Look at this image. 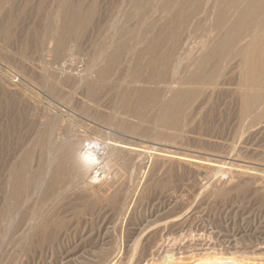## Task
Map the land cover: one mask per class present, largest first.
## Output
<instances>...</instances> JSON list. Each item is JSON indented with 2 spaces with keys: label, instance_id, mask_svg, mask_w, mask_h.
<instances>
[{
  "label": "rangeland",
  "instance_id": "rangeland-1",
  "mask_svg": "<svg viewBox=\"0 0 264 264\" xmlns=\"http://www.w3.org/2000/svg\"><path fill=\"white\" fill-rule=\"evenodd\" d=\"M68 1L70 2V4H72V6H73L72 9H76L77 12L80 13V14L81 13L83 14L85 11H88L90 9L91 10L90 17H89V20L86 23V25L83 27L84 29L82 28V30L79 31L78 37L74 41H72L71 43H70V41L67 42V44H68V45H66L67 47H69V44L70 45L72 44L73 46H75V47H73L71 45L73 47V49L72 48H68L67 49L70 55L66 53V54H61L60 56L59 55L58 56H54L55 52H52V51H50L48 49L50 45L52 46V42L50 44V41L48 40V35L46 34V27H47L48 24H50V25L55 27L56 25H58L60 22L63 21V17L62 18H56L53 15V13L55 12L56 0H0V73H1L0 75L2 76V77L0 76V119H1L0 120V139L3 138L2 140H0V144H1L0 148L3 150V148H4L3 146H5V149L2 152L0 150V161H2V162H0V164H1L0 165L1 166L0 170L1 169L3 170L2 166H4V168L7 169L8 164H10V162H12L16 156H19V157H17V161H19L21 159V156L24 154L23 152L26 149L29 150V148H30V156L38 151L36 154L32 155L33 159L37 158V156H38L37 154H39L38 157L41 156L43 158V155H41L44 152L43 148L41 150L37 146H36L37 147L36 148L34 146V141L38 137L39 133H41V131H42V127L39 126L40 122H38V121H40L41 119L44 120V117H45L44 113H46L45 112L46 111V107H48V106H50L52 111L55 110L59 114H62V115L64 114L65 115L64 117L67 118V119H70V118L73 117L70 120L72 122L74 121L73 123H75V124L78 123L77 126H78L80 132L85 135V137L97 138L99 136L100 139L103 138V140H105L107 142H110V141H125V142L134 143V144H137V145H140V146H144V147L150 146L147 149V151H150V152H154L153 148H156V149H162L163 148L164 149V147H165V149L168 148V150L172 149V151H177V152H181V153H188V154H193L194 153L195 155L201 156V157H209L210 156L209 158H211V159L213 158L215 160L219 159V161H220V158H221L222 162H227L229 160L232 163L233 162L234 163L235 162H237V163L240 162L241 164L244 163L245 165H247V163H248L247 166H251L252 165L251 167H254V168L259 169V170H264V128H263L264 127L263 126L264 125V117L261 119V123L255 125L252 129H250V131H245L240 136L239 135H237V136L235 135L237 128L240 127L241 125L245 126L248 123V121L250 120V116H248V117L241 116L240 113H239V110H238L239 109V98L237 97L238 93H236L237 92V84H238L237 83L238 82V79H237L238 78L237 77V73L238 72L236 71L237 67H235L236 64H237V61H235L236 59H234V60L233 59H229V60L225 59L222 62H218L216 60V58H215V53H212V52L209 51L207 40L211 41V39H213L214 38L213 36L215 35L214 32L211 33V35L208 32L209 29H210V25L212 23V20L208 19L209 14L214 12L215 9H216V8H214L212 6L213 5L212 2L214 0H209V1L203 0V1H201V3L199 4L198 8L195 10V11L198 10L199 14L197 12L196 13L194 12L190 16L188 22L184 26H182V28L180 30V36L178 38L177 45H176L175 49L172 52V55H173V56H171L172 59L170 58L171 62L169 60L168 65H167L168 69H166V68L164 69L165 73H164V77L162 78V81L164 83L165 82H170V81H172V79L175 80L178 77H184L187 74V72H188L189 64L192 61H194L195 59L199 58L204 52L206 53V52L209 51V55H210L211 58L208 60L206 68L210 69L216 63H220V66H221L220 70H221V73H222V74L220 73L219 76L217 77V85L216 86L211 87L209 89L208 88L200 89V91H199L200 93L198 92V95H196L197 97H194V99L191 100L190 108H189V110L187 112L188 114H186V115H188V117L185 116L186 117L185 119L188 120V121L185 120L186 121L185 122V127L187 129L186 132H188V133H186V132L183 133V135L179 137L180 139L176 138L173 141H169V140L162 139V138L161 139L160 138L157 139L153 135V132L155 131L153 115H154V113L157 110V105L160 103V101H162L168 95V92L163 87L164 86L163 82H159V81H157L156 79L153 78V75L158 70V68L156 67L157 68L156 69L155 65H154V62L152 63V61L150 60L152 56L160 54L161 52H164L166 50H170L172 48V42L170 40H168L167 38H164L157 46H154L150 42V38L153 35H155V33L160 28H162V26H164L165 23H167V24L169 23L168 22L169 18L174 21V13H176L174 11H177L180 8V5L173 3V4H169L168 6H166L165 5V1L166 0H147V2L144 3V8H143V12L144 13H143V16H142V20L140 22L139 18L136 15V10L130 4L131 0H68ZM203 4H205V5L203 6ZM207 5H210L209 7H211L212 10H211V8L209 9ZM201 6H203V7H201ZM201 8H202V10H201ZM206 10H207L208 13L204 12ZM64 13H66V11ZM194 14H197V15H195L196 18L194 17ZM192 18H194V19H192ZM165 20H167V21H165ZM186 30H187V32H186ZM141 33L144 34V37H145L146 41L143 40L142 43H137L136 44L135 39ZM208 35H210V36L208 37ZM205 40H206V45L204 47H201V42L205 41ZM147 42L150 45H148ZM134 45H136V47ZM197 45H199V46H197ZM116 48H118L117 52L119 51L118 52L119 53L118 54L119 57H118L117 64H115L114 66L109 68L108 75H107V72L103 73V70H102V73H101V71L97 72V70H98V68L100 66H98V67L96 66L95 67L96 61H97L98 65H103L104 64V61H98L99 60L98 59L99 53L101 51H104L106 53L105 56H110V54ZM165 48H166V50H165ZM71 49L73 50V52H72ZM140 52H141V54H140ZM88 53H89V55H88ZM120 59H122V60H120ZM121 61H122V63H121ZM176 62L179 63V66L177 67L176 72L173 73V67L172 66ZM170 65H171V67H170ZM191 67H189V68H191ZM51 69H52V71H51ZM140 69H141V71H140ZM223 69H224V71H223ZM1 70H2V72H1ZM70 71L71 72L74 71V73H73L74 75ZM140 72H141V75H140ZM132 73H135L137 76H139L140 79L147 80V81L151 80L150 82H148V83H146L144 85H146L147 88L146 87L145 88H146V90L148 91L149 94H155V101H157V102H155V101H151V100H147L146 99L145 105L147 104V106H146L145 111H144V114H145L144 116L145 117L143 116L144 119L142 120V122H139L136 118L134 119V117L130 116L131 113H130V111H128L129 108L133 107V104L136 102V99L138 98L137 93L134 92L135 86L132 85L133 83L131 82L132 79L134 78V77H132ZM228 73H230V74H228ZM119 75H121V76H119ZM151 75H152V77H151ZM3 76L6 77V79ZM149 77H150V79H149ZM117 78L119 80H117ZM93 82H94V84H93ZM88 84L89 85L91 84V85L89 86ZM20 85H22V86H20ZM125 85H126V87H125ZM173 85H175V84L173 83ZM85 86H88V87L86 88ZM24 87H25V89H24ZM91 87H92L93 90L91 89ZM131 88H132V90L133 89L134 90L132 91ZM89 89H91V90H89ZM122 89H124V90H122ZM26 90L29 91V92H27ZM235 90H236V92H235ZM120 91H121L122 94L120 93ZM131 91L133 92L134 96H132L133 94H132ZM155 91L157 92V94H156ZM31 92H33V93L32 94H26V93H31ZM34 93L35 94L37 93L36 94L37 96H35ZM39 93H40V95H39ZM92 93L94 95H92ZM13 94H14V96H13ZM129 94L130 95L132 94V95L129 96ZM206 94H207V96H206ZM121 95L123 97L125 95L124 98L127 97L128 100H127V98H126V100H124V98ZM90 96L91 97L95 96L96 99L95 98H90ZM158 96H160V99H159ZM204 97H205L206 100L204 99ZM38 98H39V100H38ZM195 98H197V99H195ZM24 99H26V100H24ZM40 99H42V101ZM90 99H92V100L90 101ZM129 99H130V101H129ZM46 101H47V104H46ZM122 101H124V102H122ZM192 101H194V102H192ZM29 102H31V103H29ZM42 102H44V103H42ZM74 102H75V104H73ZM154 102L156 103V105H155ZM76 103H78V105ZM41 104H42V106H41ZM54 104H55V106H54ZM43 105H44V107H43ZM124 105H126V106L124 107ZM263 105L264 104H261L260 107H262ZM198 106H200V107H198ZM35 107H37L36 110H35ZM120 107H121V110L124 107L123 108L124 112L122 111L123 114H124L123 117H122L123 114L121 112L120 113L118 111H117L118 113L116 112V110L120 111ZM152 107H153V109H152ZM194 108H195V110H194ZM96 110H98V111H96ZM34 111L35 112H37V111L39 112L37 114L35 113L36 116L38 117V120H37L36 117H34L35 116L34 115ZM41 111H44V112L42 113ZM193 111H194V113H193ZM38 114H40V115H38ZM41 115H43V116H41ZM39 116H41V117L39 118ZM32 117L34 119H32ZM53 117H54L53 115H50V116H47V119L50 120V121L55 120ZM98 117H100V118L98 119ZM6 119H8V120H6ZM130 119H131V121H128ZM189 120H191V121H189ZM108 121H110V122L107 123ZM133 122H134V124H133ZM15 123H17V124H15ZM142 124H144L145 126H143ZM35 125H37V126H35ZM233 125H235V126H233ZM33 126L37 127L38 129L33 127ZM81 127L83 128V130L86 127L85 130L88 131V132H86L85 130L82 131ZM133 127L135 128V130H134ZM145 127H146V129H145ZM6 128H8V129H6ZM257 128H258V130H257ZM124 129H126L127 131L126 130L124 131ZM140 129L142 131H140ZM2 130L3 131L5 130V131L3 132ZM225 130H226V132H225ZM149 131L151 133H149ZM96 132L99 133V134H97ZM34 133H36V134L34 135ZM86 133H87L88 136L86 135ZM133 133H135L136 135L133 134ZM205 133H206V135H205ZM91 134H93L92 135L93 137L91 136ZM102 135H105V136H102ZM6 136H8V138ZM13 137H15L16 139L13 138ZM4 138H6L9 141L6 142L5 141L6 139L4 140ZM31 138H33L32 141H31ZM192 138H194V139H192ZM156 140H158V141H156ZM252 140L254 142H252ZM1 141H2V143H1ZM15 141L17 143H18V141H20V146L17 145V143ZM27 141L28 142L30 141L31 143L30 142L28 143ZM5 142L7 144L9 143L8 144L9 145V149L8 150H7L8 145ZM11 142H13V144ZM25 142L28 143L30 147H28V144H25ZM85 142L83 141V143H85ZM157 142H158V144H157ZM23 143H24L23 147L26 146L25 149L22 147ZM209 143H210V145H209ZM249 143H251V144H249ZM193 144H195V145H193ZM255 144H257V145H255ZM12 145H16V146L13 147ZM17 146L20 147V151H17V149H18ZM242 146H243V148H242ZM15 147H16V150L14 149ZM224 147H225V149H224ZM236 147H237V149H236ZM239 149H242V150H246L247 149V151H246V153H245V151L238 152ZM34 150H36V151L34 152ZM198 150H199L200 153L198 152ZM12 151H14L15 154L12 153ZM41 151H42V153H41ZM260 151H261V153H260ZM10 152H11V154H10ZM207 152H209V153L211 152V153L209 154ZM9 154H10V156H9ZM221 154H223V155H221ZM1 155H3V158L5 157L4 160L1 157ZM216 155H217V157H216ZM219 155H220V157H219ZM5 159L7 161H5ZM139 161L142 164L139 162L140 163L139 165H135L133 167L132 165H130L128 160H126V163L124 164L125 166H123V169H122V173L116 176L117 180L115 179V177L112 176L113 170L110 169V167L112 165L108 166L107 169L109 168L108 169V175L109 176H107V177H108V179L110 177L111 183H109V185H107V186H101L100 187V185H99L100 181L99 180L98 181L97 180L96 181L90 180L91 182L92 181L96 182V183H94L95 186L93 188L94 189L93 191H97V193H99L101 195H104V196H105L104 193H106L107 191H108L106 193L107 195L109 193L110 194L112 193L111 195L110 194L108 195L109 197L106 196V198H110L109 199L110 201H111V197L113 198L112 201L113 200L116 201L117 200L116 199L117 196L118 195H120V196L122 195V198L120 196H118L119 202L116 201L118 203L111 201L112 204L111 203L110 204L109 203L106 204L108 202V200L106 202L104 196H102L101 197L102 203H101V201H99L98 203L95 204L97 207H95V205H93L90 208V206H89L90 203H88V202H89L91 197H90V195H88L89 194L88 191L87 192H85V191L83 192V190L77 191L76 194L75 193L74 194L73 193H69L68 195L65 196V198L62 197V199H60L58 201L57 207L55 209L56 214L59 216L60 213L62 214L63 210H64V216L62 214L59 217L63 216L62 217L63 219L68 217V218L64 219V221L66 220L67 223H73L72 225H74V226L71 225L70 230H69L71 232L70 233L71 235L69 236L68 239H69V243H72L71 246H69V247L68 246L65 247V245H64L65 241L64 240H65L66 237H64L63 238L64 240L60 239L59 242H57L56 244L54 243L52 245H44V249L43 250H45V251H44V253L42 251L43 255L41 253L40 256H39V253L37 251L31 253L30 249H27V246H31L30 240L28 241L29 243L25 242L24 244L23 243L22 244H18L16 242L17 238H18V235L15 234L17 232H15L12 229H10L9 230V232L11 233L10 234L9 232H7L5 229L1 228V226H0V231L2 230V232H0V236L3 237V236H5L4 234L9 235V236L6 237V239H5L6 241L3 240L2 237H0V238H2V239H0V244L3 245V246L0 245L2 247V250H3V247L5 246L4 247L5 254H4L3 251H1L2 254H4L3 255L4 257H2V255H1L3 261L5 260V262H6L7 259H11V260H8L7 263L4 262V264H9L11 261L12 262L10 264H14L15 261H17L16 264H24V262H25V264H27V262L29 264L31 259L32 260L35 259L38 262L39 258L41 260H39L38 263L35 262V260H33L34 264H42V262H44V264H45V262L49 260L48 257L49 258L51 257L52 261H51V258H50L49 263L46 262V264H51V263L53 264V262H56L57 264H62L63 260L62 259L60 260V258H62L60 255L63 256L65 250H67L68 248L73 249L72 248V247H74L73 244H75V246H77V243L80 242L78 244L79 246H82L83 244H85L84 246H91L93 243H95L96 246H101L100 243L108 240L109 237H110L109 240H112V241L114 240L113 241L114 243L113 242L112 243L116 246V249H115V246L112 243H110V246H112V248L115 249V250H117V248L119 247L118 250L121 249V257H122L121 259L124 260L126 258V261L124 260L125 262L121 260V262L117 263V264H123V263H125V264H128V263L137 264L138 259H140V258L143 259L144 255H145V257H147L146 255L149 253L151 247L148 248L149 250L146 249L144 251H141V250L138 249L137 250V254H135V256L133 257L134 260L132 259L131 261H128L130 259V254H128V253L125 254L126 250H127L125 248H127L128 246H133V243L136 240H140L141 243L144 242L142 239L147 236V233L151 229H153V227H155V228L158 227L160 225L159 223H161L163 221V218H164V220L168 219V217L170 218V217H172L171 215H174L175 213H177L175 211V210H177V206H179L178 210H181V209H179L180 206H181V208H183L184 212H187L190 209L188 211V213L190 214L191 222L193 223V224L191 223L193 225V226L191 225V229H194L195 232H197L196 230H198V232L200 231L199 233H202V232L203 233H207L208 232L207 235L209 233H213L214 236L212 237V239L213 238H217V239L219 238L222 241H224V244L226 243L225 245H228L229 243L233 244L234 240H237L234 243H236V245H238V246H231V248H230V246H225V247L224 246H220L219 247V246L216 245L217 247L216 246H212V248L206 249V250H200V249L195 250L194 251L195 252V256H194V258H191V259H196V257L198 258L199 254H200L199 257H201L202 255H205L206 253H209V251H210L211 255H221V254H225L226 255L227 254L228 256H232L233 253H234L233 256L235 258H237V259H239L241 261L243 260V262L246 261L247 263L249 261L251 264H253V263L254 264L255 263L256 264L257 263L258 264L259 263L263 264L264 263V252H263L264 251V247H263L264 246V241H263L264 240V217H261V216H263L262 214H264V212H263V210H264L263 209V207H264V186L262 187L260 184H253L251 182H249V184L250 183L251 184L248 186V184L245 183V191H243L241 193L238 189H235L236 187L235 188L234 187L233 188L232 187L228 188V186L226 187V185H225V187H222L221 184H222L223 179L225 181V179L228 178V176L224 173L225 171H220L221 172L220 173L219 171H215V170L202 169L197 174V172L194 169H192V168L189 169V168L184 167L182 165H176V167H175L174 166L175 164L172 165V167L174 166L175 169L172 168L171 166L170 167L166 166V167H161V169H162L161 170L160 167H155V165L154 166L152 165L153 162L151 161V157H149V156H146V157L142 158L141 160L139 159ZM222 162H220L218 164L219 167L220 166H224V164ZM145 164H147V165H145ZM152 166L155 167V168H152ZM127 167H129V168H127ZM168 167L172 168L174 171L172 170L170 172L169 170H171V169H169ZM163 168L164 169L166 168V169H169V170L165 169L166 170L165 171ZM183 168L186 169V171ZM5 169H4V171H0L1 172L0 173V196H2V194H1L2 192L1 191H3L1 189H2V187H4L3 181H5V174H3V173L6 171ZM150 170H152L153 172L155 171V172L153 173ZM134 171L136 172L135 174H134ZM167 171H168L169 174L167 173ZM149 173H150V175L154 174L155 177L154 176H152V177L149 176L150 177L149 178L148 177ZM162 173H164V174L166 173V175H164ZM171 173H173V174H171ZM203 173H204V175H203ZM1 174H3V175H1ZM175 174L177 176H179V178ZM219 174L220 175L222 174V176H219V177L216 176V175H219ZM134 175L136 177L137 176H139V177L136 178ZM207 175H209L210 177H207ZM214 175L216 176V178H214L215 177ZM169 176H171V177H169ZM118 177L119 178L121 177V178L119 179ZM161 177H162V179H161ZM219 178H221L222 181H221V179L219 180ZM138 179H140V181ZM163 179H164V181L165 180H169L171 184L169 183L167 186L161 187L160 184L163 183ZM175 179L177 181H175ZM159 180L160 181L162 180V181L160 182ZM1 181H2V183H1ZM202 181H204V182H202ZM211 181H212V185H211ZM217 181H218V183H216ZM129 182H131V183H129ZM143 184H144V187H142ZM157 184H159V185H157ZM200 184H201V187H200ZM215 184H217V185H215ZM119 185L120 186L122 185V187H120ZM203 185H206V186L204 187ZM109 186L110 187L113 186L112 187L113 189L109 188ZM156 186H157V188H159L161 193H160V191H158V189H155ZM171 186H172V188H171ZM177 186L178 187L180 186V187L178 188ZM220 186H221V189H220ZM97 187H99V188H97ZM104 187H105V189H104ZM123 187L125 188L124 189L125 191L122 189ZM173 187H174V189H173ZM206 187H208V188H206ZM259 187L262 188V189H257ZM114 188H115V190H114ZM168 188L170 190L173 189V191H170V190L168 191L167 190ZM216 188H217V190H216ZM95 189H97V190H95ZM106 189H107V191H106ZM109 189L113 190V191H110ZM121 189H122L124 195L121 194L122 192H119V191H121ZM126 189H127V192H126ZM142 189H143V191H142ZM153 189H155V190H153ZM201 189H202V191H201ZM208 189H210V190H208ZM229 189H231V190L229 191ZM251 189H252L253 192L251 191ZM254 189H255L256 193H254ZM102 190H103V192H102ZM162 190L163 191L166 190L167 193H164ZM174 190H176L175 191V196L173 195L174 193L171 194L172 192H174ZM235 190H237V191L235 192ZM227 191L231 192V194L228 193ZM260 191H262V192H260ZM78 192H82L81 193L82 195L84 193H86V194L88 193V194L82 196L81 194L79 195ZM124 192H126V193H124ZM139 192H141V193L139 194ZM158 192H159V195L157 194ZM168 192L170 194H168ZM206 192H208L209 194L206 193ZM118 193H120V194H118ZM152 193H153V195H152ZM220 193H223V194H220ZM77 194L79 195V197H78ZM145 194H146V197L144 199L143 197L145 196ZM206 194H208V195H206ZM240 194H242L243 196L240 195ZM254 194L256 196L258 195L257 196L258 200H256L257 197ZM259 194H260V196H259ZM114 195H117V196H114ZM177 195H178V197H177ZM203 195H204V197H203ZM222 195L223 196L226 195V196L223 197ZM230 195H232V197ZM141 196H143V197H141ZM173 196L176 199L173 198ZM219 196H220V198H219ZM240 196L242 197V199L240 198ZM71 197L75 198L74 199L75 201L73 199L70 200ZM81 197H83V199H82L83 201L85 200L84 201V202H86L85 204H83L84 203L83 201H80ZM180 197L183 198V199H180ZM222 197H223L224 200L221 199ZM252 197H254V198H252ZM119 198H121V199H119ZM124 198H125L126 201L124 200ZM129 198L131 200V201H129L130 203L128 202ZM140 198H141V200H139ZM167 198H168L169 202L167 201ZM177 198H178V200L181 203L177 200ZM216 198L218 199V201H216L217 200ZM225 198H228V200H226ZM172 199H174V202H173ZM188 199H189V201H188ZM252 199H254V202H253ZM61 200H62V202H61ZM72 200L74 201V203L77 202V200H78V202L82 203V204L76 205V204H78V202L74 204V203H72L73 202ZM175 200H177V201L175 202ZM182 200H184L185 202L182 201ZM69 201H70V203H69ZM103 201H105V202H103ZM139 201H142V202H139ZM170 201L175 203V206ZM190 201H191V203H190ZM60 202H61V204H60ZM126 202H128L127 204L129 206L126 204ZM131 202H132V204H131ZM133 202L137 203V205L133 204ZM199 202H201V203H199ZM231 202H232V204H231ZM260 202L262 203V205H260L261 204ZM66 203L67 204L69 203V204L67 205ZM87 203L89 205H88V207H85V206H87ZM160 203H162L163 205L160 204ZM166 203L168 204L167 209L168 208L170 209L171 206L174 207V208L172 207L170 210L168 209L170 212L166 209V205H165ZM198 203L201 204V205H199L200 207L197 206ZM104 204H106L107 207L103 206ZM117 204H119V206ZM125 204H126L127 207L124 206ZM69 205H71V206L73 205V206L70 208ZM80 205H83V207H85V208H83V207L77 208L78 206L80 207ZM158 205H159V207H158ZM188 205L191 206V208H188L189 207ZM258 205H260V206H258ZM75 206H77L76 207L77 209L75 208ZM110 206H112L114 209H112V207H110ZM104 207H105V209H104ZM120 207H121V209H119ZM157 207L159 208V210L161 212L157 209ZM185 207H187L188 210ZM259 207H261L262 209H260ZM93 208H94V210H93ZM95 208H96V210H95ZM90 209L93 211V212L90 211L93 214L92 213L89 214V210ZM115 209H118V210L116 211ZM192 209H194V210L196 209L195 211L193 210V212L195 213L194 215L192 214ZM104 210L105 211L108 210L107 211L108 214ZM113 210L116 213H113L114 212ZM120 210H122V211H120ZM166 210L170 214L167 213ZM220 210H221V212H220ZM70 211H73V212L70 213ZM76 211L79 212V213H77V215H76ZM149 211H151V212H149ZM154 211H156L157 214ZM173 211H174V213L171 214ZM212 211H214V214H210V213H213ZM80 212H82V213H80ZM153 212H154V214H153ZM216 212H219V214L216 213ZM72 213H73V215L75 217L72 215ZM94 213H95V215H94ZM97 213H99V217H98ZM148 213L152 214V215H148ZM159 213L160 214L162 213V214L160 215ZM260 213H262V214H260ZM81 214L82 215L83 214L84 215H89V216L87 218V216L84 217V215L82 216ZM91 214H92V216L94 215L95 217L94 216L92 217ZM65 215H66V217H65ZM78 215H80L81 218H85V219H83V221L85 220L86 222H90V221L91 222L87 224L84 221L86 223L85 224L82 221L81 218H80L81 219L80 220L77 217ZM116 215H118V219L119 220L117 219ZM127 215L130 217V219L132 217V219L130 220L129 217H127ZM145 215H147V216H145ZM156 215H158V216L154 217ZM71 216L74 217V220H73V217H71ZM133 216L137 220H135L133 218ZM144 216L146 217V219H145ZM91 217L93 219H91ZM111 217H112V219H110ZM113 217H115V219H113ZM125 217H127V218H125ZM153 217L154 218H159V219H154L155 221L153 220V222H150L153 219ZM211 218H214L213 219L214 222H213V220ZM75 219L76 220L79 219L80 222H82V223L78 222L79 220L76 221ZM210 219L212 220L211 222H210ZM109 220H111V222H112V220H114L113 222H115V223H111ZM138 220H140V221H138ZM148 220H150V221H148ZM156 220H160L161 222L157 223L158 224L157 225L156 223H154V222H157ZM198 220H200V221H198ZM131 221L134 222V224L136 226L140 222H141L140 224L142 225V227H143V224L144 225L147 224V228H146V225L144 226V228H142L140 224L138 225L139 227L138 226L136 227L135 225L131 224ZM260 221H261L262 224L259 223ZM92 222H93V224H92ZM148 222L152 223L153 227ZM74 223L75 224L77 223L78 226H77V224L75 226ZM83 223L86 226L87 225L88 226L87 227L85 225L83 226ZM103 223H104L105 226L103 225ZM116 223H118L120 226L118 224L116 225ZM81 224H82V226H81ZM112 224H114L116 226H114ZM99 225H101V226H99ZM127 225H128V227H126ZM207 225H209V226H207ZM217 225H218V228H217ZM219 225H221L222 227L219 226ZM89 226L92 229H90ZM93 226H95V227H93ZM113 226L117 227V228L114 229ZM150 226H151V228H150ZM84 227H85V230H82V229H84ZM97 227H99V229ZM130 227H131V229H130ZM148 227L150 229H148ZM223 227H224V230H223ZM261 227H262V229H261L262 231L260 230ZM73 228L75 229L74 231H73ZM93 228H95V230ZM100 228H102V230ZM210 228H212V229H210ZM213 228H215V229H213ZM105 229H106V231H105ZM135 229H137V230H135ZM138 229H141L142 231L144 229H146L147 231L144 230L143 232H141L142 234L140 235L139 233H137V231L140 232V230H138ZM245 229H247V230H245ZM255 229L256 230L258 229L257 232H255L256 231ZM11 230L13 231V235H12V231ZM86 230H88V231H86ZM91 230L93 231V233H92ZM128 231H129V233H128ZM97 232H99V233H97ZM253 232H255V234H253ZM258 232H260V233H258ZM87 233L90 234L89 235L90 237H93V239H92L93 241H91L90 243H87L83 239L84 236L85 237L88 236ZM94 233H95V235H94ZM133 233H134V235H132ZM99 234L100 235L102 234L101 235L102 237ZM136 234H139L138 235V236H140V237H138L139 239L136 238L137 237ZM223 234H226V235L229 234V235L226 236V235H223ZM73 235L76 236V237H74ZM144 235H146V236H144ZM204 235L205 236H201V237L203 238L204 242H207L208 238H207L206 234H204ZM217 235H218V237H217ZM13 236H14V238L12 239ZM73 237H74V239H73ZM80 237L82 238V241H81ZM106 237H108V238H106ZM255 237H256L257 241L260 239L259 242H255L256 241ZM99 238L100 239L103 238V240L102 239L100 240ZM7 239H8L9 242L7 241ZM217 239H216V241H218ZM10 240L11 241L14 240L16 243H14V241L10 242ZM126 240H128V241H126ZM96 241H98V242L96 243ZM261 241H263V242H261ZM83 242H86L87 244L83 243ZM237 242H238V244H237ZM58 243L63 244L62 245L63 247L60 244H58ZM10 244H12V245H10ZM16 244L20 245V246H17ZM14 245H16L17 247L14 246ZM260 245H262V246L260 247ZM12 246H14V247H12ZM21 246H22V248H21ZM38 246H40V245H38ZM54 247L57 248V249H54ZM60 247H62V248H60ZM228 247L230 248V252L228 251L229 250ZM234 247H236L237 249L236 248L234 249ZM5 248H6V250H5ZM17 248H19V249H17ZM123 249H125L124 253L122 252ZM213 249H216V250H213ZM224 250L227 251V253H225ZM233 250H234V252H233ZM235 250H236L237 253L235 252ZM10 251H11V254L9 253ZM29 251H30L31 255H33V257L28 254ZM49 251H50V253H49ZM59 251H60V253H58ZM145 251H147V252H145ZM212 251L213 252L215 251V252L213 253ZM261 251L263 253H261ZM21 252H22V254H21ZM143 252H145V253H143ZM7 253H9V254H7ZM23 253H24V255H23ZM35 253H38V254H35ZM53 253L55 255H53ZM12 254H13V256H12ZM255 254L256 255L259 254L261 258L259 257V255L256 256ZM6 255H8V258H7ZM5 256H6V259H5ZM26 256H27V258H26ZM23 257H24V262L21 261V259L23 260ZM16 258H18V259H16ZM54 258H55V261H53ZM32 260H31L30 264H33ZM50 261H51V263H50ZM158 261H159L158 258L154 257V259L152 260V263L153 262L154 263H156V262L158 263ZM186 261H189V259H187ZM56 263H54V264H56ZM63 263H64V261H63ZM65 264H74V263L70 262V263H65Z\"/></svg>",
  "mask_w": 264,
  "mask_h": 264
},
{
  "label": "bare ground",
  "instance_id": "bare-ground-1",
  "mask_svg": "<svg viewBox=\"0 0 264 264\" xmlns=\"http://www.w3.org/2000/svg\"><path fill=\"white\" fill-rule=\"evenodd\" d=\"M201 1L203 0H166L165 1V5L168 6L169 4H179L180 8L177 11H174L176 13H174V21L171 20L170 18L168 19V24L165 23L164 26H162V28H160L155 35H153L150 38V42L152 43V45L157 46L164 38H167L168 40H170L172 42V48L170 50H165L164 52H161L160 54L154 55L151 57V61L152 63L154 62L155 68L157 67L158 70L154 73L153 78L156 79L159 82H163L162 78L164 77V69H168L167 65L168 62L171 58L172 52L175 49L177 42H178V38L180 36V30L182 28V26H184L190 16L195 12H199L198 10L195 11L199 4L201 3ZM209 1V0H207ZM147 2V0H131V6L136 10V15L139 18V21L141 22L142 20V16H143V8H144V3ZM212 2V1H211ZM210 2V3H211ZM213 7L216 8L214 12L209 14L208 19L212 20V23L210 25V29H209V34L211 35V33L214 32V38L211 39V41L207 40V44L209 47V51L212 53H215V58L218 62H222L225 59H236L235 61H237V64L235 67H237V79H238V84H237V92L235 90L236 93H238V98H239V113L241 116L244 117H248L250 116V120L248 121V123L244 126L241 125L240 127L237 128L236 130V136L237 135H241L243 134V132L245 131H250V129H252L255 125L261 123V119L264 117V105L262 107H260L261 104H264V0H214L213 2ZM211 3V4H212ZM210 4V5H211ZM205 4H203L204 6ZM210 5H207L208 8L210 9L211 7H209ZM201 6V7H203ZM53 7V6H52ZM75 7V6H74ZM73 6L72 4H70V2L68 0H56V6H55V12L53 13V15L56 18H62L63 17V21L60 22L58 25H56L55 27L48 24L46 27V34L48 35V40L50 41V44L52 42V46H49V50L52 52H55L54 56H60L61 54H69L68 52V48H72L75 47L69 44V47H67L66 45L68 41H70V43L72 41H74L79 34V31L82 30V28L86 25V23L89 20L90 17V13L91 10L89 9L88 11H85L83 14L78 13L76 9H72ZM90 8V7H89ZM207 8V9H208ZM86 10V9H85ZM167 10V9H166ZM202 10V8H201ZM200 10V11H201ZM212 10V8H211ZM66 11V13H64ZM204 12H207L204 11ZM211 12V11H210ZM208 13V12H207ZM230 13V14H229ZM199 14V13H198ZM197 14H194V17ZM207 17V16H206ZM53 18V17H52ZM126 18V17H125ZM196 18V17H195ZM205 18V17H204ZM194 19V18H192ZM207 19V18H206ZM167 21V20H165ZM192 23V22H191ZM84 29V28H83ZM187 29V28H186ZM147 32V31H146ZM187 32V30H186ZM189 34V33H188ZM208 35V37L210 36ZM184 39V38H183ZM145 40L144 34L141 33L139 34V36H137V38L135 39L136 44L137 43H142V41ZM146 41V40H145ZM186 42V41H185ZM209 42V43H208ZM148 44V42H147ZM181 44V43H180ZM199 44V43H198ZM150 45V44H148ZM182 45V44H181ZM186 45V44H185ZM206 45V40L201 42V47H204ZM71 46V47H70ZM93 46V45H92ZM136 47V45H134ZM199 46V45H197ZM196 46V47H197ZM150 47V46H149ZM178 47V46H177ZM106 48V47H105ZM71 49V50H72ZM75 49V48H74ZM116 48L111 54L110 56H105V52L101 51L98 55V61H104L103 65H98L97 61H96V65L100 66L97 70V72L103 70L104 72H107L108 75V70L110 67L114 66L115 64H117L118 62V57H119V51L117 52ZM120 50V49H119ZM159 50V49H158ZM184 50V49H183ZM121 51V50H120ZM190 51V50H189ZM209 51L208 52H204L199 58L195 59L194 61H192L189 66H188V72L184 77H178L175 80L172 79V81L170 82H163L164 83V88L165 90L168 92V95L162 100L160 101V103L157 105V110L154 113L153 117H154V125H155V131L153 132V135L155 136V138H162V139H166L169 141H173L176 138H179L180 136L183 135V133H185L187 131L186 127H185V122L188 121L186 120L185 116L188 117V110L190 108V102L191 100L194 99V97H197L196 95H198V92L200 91V89H206V88H211L217 85V77L219 76V74L221 73L220 70V63H216L215 65H213L212 68L207 69V62L208 60L211 58L209 55ZM73 52V50H72ZM134 52V51H133ZM147 52V51H146ZM157 52V51H156ZM198 52V51H197ZM141 54V52H140ZM148 54V53H147ZM189 54V53H188ZM70 55V54H69ZM89 55V53H88ZM149 55V54H148ZM68 56V55H67ZM180 56V55H179ZM194 56V55H193ZM44 57V56H43ZM55 58V57H54ZM58 58V57H57ZM124 58V57H123ZM122 58V59H123ZM120 59V60H122ZM172 59V58H171ZM185 59V58H184ZM90 60V59H89ZM84 61V60H83ZM55 62V61H54ZM120 62V61H119ZM171 62V60H170ZM122 63V61H121ZM215 63V62H214ZM140 64V63H139ZM223 64V63H222ZM235 64V63H234ZM49 65V64H48ZM61 65V64H60ZM63 65V64H62ZM183 65V64H182ZM53 66V65H52ZM145 66V65H144ZM179 66V63L176 62L175 64H173V73L176 72L177 67ZM184 66V65H183ZM192 66V67H191ZM94 67V66H93ZM146 67V66H145ZM171 67V65H170ZM191 67V68H189ZM33 68V67H32ZM90 68V67H89ZM156 68V69H157ZM80 69V68H79ZM225 69V68H224ZM223 69V71H224ZM7 70V69H6ZM111 70V69H110ZM52 71V69H51ZM65 71V70H64ZM141 71V69H140ZM166 71V70H165ZM168 71V70H167ZM2 72V70H1ZM71 72V71H70ZM78 72V71H77ZM171 72V71H170ZM226 72V71H225ZM72 74L74 73L71 72ZM82 73V72H81ZM1 74V73H0ZM14 74V73H13ZM65 74V73H64ZM77 74V73H76ZM111 74V73H110ZM148 74V73H147ZM222 74V73H221ZM230 74V73H228ZM3 75V74H2ZM74 75V74H73ZM141 75V72H140ZM150 75V74H149ZM148 75V76H149ZM171 75V74H170ZM175 75V74H174ZM177 75V74H176ZM1 76V75H0ZM15 76V75H14ZM94 76V75H93ZM118 76V75H117ZM121 76V75H119ZM230 76V75H229ZM2 77V76H1ZM4 77V76H3ZM132 77H134L132 79V85L135 86V90L134 92L137 93L138 98L136 99V102L133 104L132 108H129L128 111H130V116L134 117V119L136 118L139 122H142V120L144 119V111L145 108L147 106V104L145 105V101L147 100H151V101H155V94H149L148 91L146 90V83L150 82L147 80H143L140 79L139 76H137L135 73H132ZM152 77V75H151ZM168 77V76H167ZM6 79V77H4ZM8 78V77H7ZM120 78V77H119ZM150 79V77H149ZM167 79V78H166ZM221 79V78H220ZM3 80V79H2ZM92 80V79H91ZM117 80H119L117 78ZM55 81V80H54ZM57 81V80H56ZM11 82V81H10ZM20 82V81H19ZM50 83V82H49ZM173 83L175 85H173ZM220 83V82H219ZM232 83V82H231ZM235 83V82H234ZM15 84V83H14ZM21 84V83H20ZM75 84V83H74ZM94 84V82H93ZM159 84V83H158ZM56 85V84H55ZM87 85V84H86ZM89 85V84H88ZM91 85V84H90ZM89 85V86H90ZM7 86V85H6ZM22 86V85H20ZM11 87V86H10ZM19 87V86H18ZM86 88L88 86H85ZM93 87V86H92ZM91 87V89H92ZM113 87V86H112ZM126 87V85H125ZM146 87V88H145ZM13 88V87H12ZM47 88V87H46ZM94 88V87H93ZM111 88V87H110ZM158 88V87H157ZM236 88V87H235ZM25 89V87H24ZM89 89V90H91ZM128 89V88H127ZM6 90V89H5ZM4 90V91H5ZM23 90V89H22ZM32 90V89H31ZM88 90V89H87ZM93 90V89H92ZM124 90V89H122ZM121 90V91H122ZM132 90V88H131ZM132 90V91H133ZM151 90V89H150ZM158 90V89H157ZM27 91V90H26ZM33 91V90H32ZM77 91V90H76ZM120 91V93H121ZM126 91V90H125ZM124 91V92H125ZM131 91V92H132ZM154 91V90H153ZM29 92V91H27ZM89 92V91H88ZM93 92V91H92ZM127 92V91H126ZM130 92V93H131ZM156 92V91H155ZM20 93V92H19ZM31 93H26V94H32ZM58 93V92H57ZM119 93V94H120ZM200 93V92H199ZM17 94V93H16ZM35 94V93H34ZM37 94V93H36ZM35 94V96H37ZM122 94V93H121ZM128 94V93H127ZM133 94V92H132ZM131 94V95H132ZM157 94V92H156ZM208 94V93H207ZM206 94V96H207ZM40 95V93H39ZM63 95V94H62ZM92 95H94L92 93ZM129 94V96H131ZM159 95V94H158ZM14 96V94H13ZM21 96V95H20ZM27 96V95H26ZM32 96V95H31ZM30 96V97H31ZM122 96V95H121ZM127 96V95H126ZM128 96V97H129ZM134 96V94L132 95ZM41 97V96H40ZM62 97V96H61ZM123 97V96H122ZM125 97V95H124ZM123 97V98H124ZM160 99V96H158ZM157 97V98H158ZM21 98V97H20ZM33 98V97H32ZM37 98V97H36ZM90 98H95L91 97ZM122 98V99H123ZM127 98V97H126ZM126 98H124V100H126ZM130 98V97H129ZM132 98V97H131ZM156 98V99H157ZM96 99V98H95ZM98 99V98H97ZM117 99V98H116ZM197 99V98H195ZM205 99V97H204ZM203 99V100H204ZM26 100V99H24ZM39 100V98H38ZM42 101V99H40ZM89 100V99H88ZM92 99H90L91 101ZM105 100V99H104ZM128 100V98H127ZM206 100V99H205ZM236 100V99H235ZM63 101V100H62ZM130 101V99H129ZM195 101V100H194ZM192 101V102H194ZM201 101V100H200ZM66 102V101H65ZM76 102V101H75ZM75 102L73 104H75ZM124 102V101H122ZM157 102V101H155ZM154 102V103H155ZM28 103V102H27ZM31 103V102H29ZM44 103V102H42ZM67 103V102H66ZM72 103V102H71ZM128 103V102H127ZM153 103V104H154ZM39 104V103H38ZM47 104V101H46ZM52 104V103H51ZM78 105V103H76ZM123 104V103H122ZM234 104V103H233ZM238 104V103H237ZM28 105V104H27ZM72 105V104H71ZM89 105V104H88ZM150 105V104H149ZM156 105V103H155ZM201 105V104H200ZM235 105V104H234ZM38 106V105H37ZM42 106V104H41ZM47 106V105H46ZM55 106V104H54ZM58 106V105H57ZM73 106V105H72ZM123 106V105H122ZM126 105H124L125 107ZM202 106V105H201ZM44 107V105H43ZM61 107V106H60ZM94 107V106H93ZM100 107V106H99ZM104 107V106H103ZM123 107V108H124ZM200 107V106H198ZM37 107H35L36 110ZM59 108V107H58ZM78 108V107H77ZM89 108V107H88ZM102 108V107H101ZM123 108L121 110L120 107V111L116 110V112L118 111L119 113L121 112L123 114ZM150 108V107H149ZM117 109V108H116ZM153 109V107H152ZM197 109V108H196ZM213 109V108H212ZM59 110V109H58ZM74 110V109H73ZM107 110V109H106ZM195 110V108H194ZM231 110V109H230ZM229 110V111H230ZM236 110V109H235ZM40 111V110H39ZM72 111V110H71ZM70 111V112H71ZM98 111V110H96ZM110 111V110H109ZM123 111V112H122ZM197 111V110H196ZM195 111V112H196ZM232 111V110H231ZM42 113L44 111H41ZM40 112V113H41ZM46 113H44V120H40L38 122H40L39 126L42 127V131L41 133H39L38 137L36 138V140L34 141V146L39 147V149L41 150L43 148L44 152L43 154V158L39 156V154H37V158L33 159L32 155L36 154H32L30 156V148L29 150L26 149L23 153V155L21 156V159L19 161H17V157L16 156L14 158V160L12 162H10V164H8L7 169L4 168V166H2L3 170L1 169L0 171H4V169L6 170L3 174H5V181H3L4 183V187H2L1 191L2 196H0V226L1 228L5 229L7 232H9L10 229H12L13 231L17 232L15 233L16 235H18L17 238V243L18 244H24L25 242L27 243L30 240V244L31 246H27V249H30L31 253L33 252H38L39 256L40 254L44 253L45 250L44 249V245H52V244H56L57 242H59L60 239L65 238V247L66 246H71L72 243H69V236L71 235L70 233V227L73 223H67V221L64 219L68 218H62L64 216V210H63V216L59 217L60 215H62L60 213V215L58 216L55 212V209L57 207L58 201L60 199H62V197L65 198L66 195H68L69 193H75L77 191L83 190V192H87L88 191V195H90V200L88 203H90V206L95 205L96 203H98L99 201H101V197L104 195H101L99 193H97V191H93L94 186L96 182L93 181H100V187L101 186H107L109 185V183H111L110 181V177L108 179L107 176L108 175V169L107 167L112 165L110 167V169L113 170V174L112 176L115 177L122 173V169L123 166H125L124 164L126 163V160H128V162L130 163V165H132L133 167L135 165H139L141 162L139 161V159L141 160L142 158L149 156L151 157V161L153 162L152 165L155 167H166V166H171L174 165L176 167V165H182L184 167H187L189 169H194L197 174L198 172H200L202 169H210V170H215V171H225L224 173L228 176L227 179H222L219 178V180L221 179L222 181V187H226L228 186V188L230 187H236L235 189H238L241 193L243 191H245V183L248 184V186L253 183V184H260L262 187L264 186V170H259L256 169L254 167L251 166H247L244 163L241 164L240 162H222L221 158L220 161L219 159H211L209 157H201V156H197L193 154H188V153H181V152H177V151H172L162 148V149H156L153 148L154 152H150L147 151L148 147H144V146H140L134 143H130V142H125V141H110L107 142L105 140H103V138L100 139V137L98 136L97 138H89V137H85L84 134H82L77 126L78 123H73L70 119L65 118L64 114H59L58 112H56L55 110L52 111V109L50 108V106L46 107ZM67 112V111H66ZM91 112V111H90ZM117 112V113H118ZM147 112V111H146ZM149 112V111H148ZM191 112V111H190ZM207 112V111H206ZM39 113L38 111L35 112L34 111V117L37 118L36 114ZM72 113V112H71ZM100 113V112H99ZM194 113V111H193ZM66 114V113H65ZM90 114V113H89ZM88 114V115H89ZM110 114V113H109ZM113 114V113H112ZM192 114V113H191ZM196 114V113H195ZM40 115V114H38ZM53 115L55 120H48L47 116ZM67 115V114H66ZM111 115V114H110ZM121 115V114H120ZM193 115V114H192ZM234 115V114H233ZM43 116V115H41ZM39 116V118L41 117ZM74 116V115H73ZM77 116V115H76ZM124 116V114L122 115V117ZM144 116V117H143ZM191 116V115H190ZM194 116V115H193ZM235 116V115H234ZM91 117V116H90ZM97 117V116H96ZM112 117V116H111ZM129 117V116H128ZM147 117V116H146ZM8 118V117H7ZM10 118V117H9ZM100 117H98L99 119ZM190 118V117H189ZM188 118V119H189ZM12 119V118H11ZM32 119H34L32 117ZM112 119V118H111ZM133 119V120H134ZM146 119V118H145ZM1 120V119H0ZM8 120V119H6ZM20 120V119H19ZM36 120V119H35ZM83 120V119H82ZM186 120V121H185ZM203 120V119H202ZM122 121V120H121ZM128 121H131L128 120ZM145 121V120H144ZM151 121V120H150ZM191 121V120H189ZM217 121V120H216ZM110 121H108L107 123H109ZM126 122V121H125ZM97 123V122H96ZM114 123V122H113ZM138 123V122H137ZM195 123V122H194ZM207 123V122H206ZM240 123V122H239ZM243 123V122H242ZM12 124V123H11ZM10 124V125H11ZM17 124V123H15ZM106 124V123H105ZM134 124V122H133ZM233 124V123H232ZM4 125V124H3ZM7 125V124H6ZM13 125V124H12ZM30 125V124H29ZM38 125V124H37ZM35 125V126H37ZM81 125V124H80ZM107 125V124H106ZM114 125V124H113ZM141 125V124H140ZM143 126H145L144 124H142ZM229 125V124H228ZM33 126V127H35ZM83 126V125H82ZM85 126V125H84ZM112 126V125H111ZM124 126V125H123ZM147 126V125H146ZM225 126V125H224ZM235 126V125H233ZM264 126V125H263ZM8 127V126H7ZM39 127V128H40ZM130 127V126H129ZM141 127V126H140ZM208 127V126H207ZM9 128V127H8ZM6 128V129H8ZM37 128V127H35ZM82 128V127H81ZM88 128V127H87ZM122 128V127H121ZM128 128V127H127ZM134 128V127H133ZM139 128V127H138ZM209 128V127H208ZM227 128V127H226ZM264 128V127H263ZM4 129V128H3ZM38 129V128H37ZM86 129V127L84 128V130ZM123 129V128H122ZM144 129V128H143ZM146 129V127H145ZM223 129V128H222ZM30 130V129H29ZM35 130V129H34ZM41 130V129H40ZM82 128V131H84ZM126 129H124L125 131ZM135 130V128H134ZM138 130V129H137ZM200 130V129H199ZM224 130V129H223ZM258 130V128H257ZM3 131V130H2ZM5 131V130H4ZM3 131V132H4ZM31 131V130H30ZM86 131V130H85ZM91 131V130H90ZM116 131V130H115ZM127 131V130H126ZM132 131V130H131ZM140 131H142L140 129ZM205 131V130H204ZM228 131V130H227ZM230 131V130H229ZM2 132V133H3ZM16 132V131H15ZM20 132V131H19ZM38 132V131H37ZM88 132V131H86ZM106 132V131H105ZM195 132V131H194ZM226 132V130H225ZM6 133V132H5ZM8 133V132H7ZM17 133V132H16ZM33 133V132H32ZM91 133V132H90ZM97 133V132H96ZM137 133V132H136ZM141 133V132H140ZM149 133H151L149 131ZM188 133V132H186ZM190 133V132H189ZM193 133V132H192ZM213 133V132H212ZM231 133V132H230ZM30 134V133H29ZM36 133H34L35 135ZM89 134V133H88ZM99 134V133H97ZM96 134V135H97ZM135 134V133H133ZM132 134V135H133ZM197 134V133H196ZM216 134V133H215ZM5 135V134H4ZM87 135V133H86ZM93 134H91L92 136ZM95 135V134H94ZM136 135V134H135ZM142 135V134H141ZM186 135V134H185ZM198 135V134H197ZM206 135V133H205ZM88 136V135H87ZM105 136V135H102ZM201 136V135H200ZM215 136V135H214ZM250 136V135H249ZM3 137V136H2ZM5 137V136H4ZM8 138V136H6ZM12 137V136H11ZM93 137V136H92ZM195 137V136H194ZM202 137V136H201ZM207 137V136H206ZM15 138V137H13ZM27 138V137H26ZM191 138V137H190ZM205 138V137H204ZM208 138V137H207ZM3 139V138H2ZM0 139V140H2ZM6 138H4L5 140ZM10 139V138H9ZM16 139V138H15ZM29 139V138H28ZM118 139V138H117ZM131 139V138H130ZM180 139V138H179ZM194 139V138H192ZM20 140V139H19ZM33 140V138H31V141ZM120 140V139H119ZM122 140V139H121ZM151 140V139H150ZM6 142L9 140H5ZM17 141V140H16ZM15 141V142H16ZM83 141L85 143H83ZM140 141V140H139ZM158 141V140H156ZM155 141V142H156ZM192 141V140H191ZM196 141V140H195ZM210 141V140H209ZM233 141V140H232ZM245 141V140H244ZM5 142V143H6ZM14 142V141H13ZM13 142H11L13 144ZM23 142V141H22ZM21 142V143H22ZM28 142V141H27ZM30 142V141H29ZM28 142V143H29ZM137 142V141H136ZM252 142H254L252 140ZM2 143V141H1ZM4 143V142H3ZM17 143V142H16ZM25 142V144H28ZM31 143V142H30ZM139 143V142H138ZM142 143V142H141ZM145 143V142H144ZM160 143V142H159ZM220 143V142H219ZM7 144V143H6ZM9 144V143H8ZM7 144V145H8ZM158 144V142H157ZM248 144V143H247ZM251 144V143H249ZM1 145V144H0ZM5 145V144H4ZM6 145V146H7ZM17 145L20 146V141H18ZM24 143L22 144L23 147ZM161 145V144H160ZM195 145V144H193ZM210 145V143H209ZM221 145V144H220ZM257 145V144H255ZM3 146V145H2ZM13 147L16 145H12ZM32 146V145H31ZM155 146V145H154ZM212 146V145H211ZM225 146V145H224ZM3 150L5 149V146H3ZM18 147V146H17ZM26 147V146H25ZM25 147H23L25 149ZM28 147L29 144H28ZM36 147V148H37ZM258 147V146H257ZM33 148V147H32ZM160 148V147H159ZM201 148V147H200ZM222 148V147H221ZM230 148V147H229ZM243 148V146H242ZM260 148V147H259ZM263 148V147H262ZM9 149V145L7 147V150ZM16 150V147L14 148ZM22 149V148H21ZM23 149V150H24ZM179 149V148H178ZM225 149V147H224ZM237 149V147H236ZM1 152L3 151L0 148ZM37 150V149H36ZM34 150V152L36 151ZM185 150V149H184ZM202 150V149H201ZM207 150V149H206ZM227 150V149H226ZM17 151H20V147H18ZM16 151V152H17ZM225 151V150H224ZM235 151V150H234ZM241 151H247L246 150H242L239 149L238 152ZM249 151V150H248ZM32 152V151H31ZM199 152V150H198ZM205 152V151H204ZM223 152V151H222ZM221 152V153H222ZM251 152V151H250ZM9 153V152H8ZM12 153H14V151H12ZM21 153V152H20ZM33 153V152H32ZM42 153V151H41ZM200 153V152H199ZM209 153V152H207ZM211 153V152H210ZM209 153V154H210ZM226 153V152H225ZM224 153V154H225ZM257 153V152H256ZM261 153V151H260ZM11 154V152H10ZM9 154V156H10ZM15 154V153H14ZM18 154V153H17ZM205 154V153H204ZM213 154V153H212ZM217 154V153H216ZM4 155V154H3ZM3 155H1V157L3 158ZM223 155V154H221ZM263 155V154H262ZM5 156V155H4ZM225 156V155H224ZM255 156V155H254ZM32 157V158H31ZM217 157V155H216ZM220 157V155H219ZM222 157V156H221ZM258 157V156H257ZM5 158V157H4ZM3 158V160H4ZM225 158V157H224ZM229 158V157H228ZM11 159V158H10ZM234 159V158H233ZM251 159V158H250ZM260 159V158H259ZM145 160V159H144ZM239 160V159H238ZM237 160V161H238ZM5 161H7L5 159ZM9 161V160H8ZM232 161V160H231ZM2 162V161H0ZM140 162V163H139ZM222 162L224 164V166H218V164ZM263 162V161H262ZM145 163V162H144ZM151 163V162H150ZM142 164V163H141ZM252 164V163H251ZM1 165V164H0ZM127 165V164H126ZM147 165V164H145ZM98 166V167H97ZM141 166V165H140ZM152 168H155L153 167ZM172 167L175 169V167ZM1 167V166H0ZM130 167V166H129ZM127 167V168H129ZM168 167V168H169ZM96 168V169H95ZM148 168V167H147ZM172 168L166 169L169 170L170 172L173 170ZM263 168V167H262ZM95 169V170H94ZM131 169V168H130ZM129 169V170H130ZM138 169V168H137ZM164 169V168H163ZM164 169V170H165ZM184 169V168H183ZM128 170V171H129ZM135 170V169H134ZM155 170V169H154ZM162 170V169H161ZM163 170V171H164ZM165 170V171H166ZM186 171V169H184ZM99 171V172H98ZM152 171V170H150ZM149 171V172H150ZM156 171V170H155ZM154 171V172H155ZM174 171V170H173ZM176 171V170H175ZM98 172V173H97ZM131 172V171H130ZM133 172V171H132ZM153 172V171H152ZM153 172V173H154ZM189 172V171H188ZM195 172V173H196ZM214 172V171H213ZM1 173V172H0ZM127 173V172H126ZM136 172L134 171V174ZM168 173V171H167ZM176 173V172H175ZM211 173V172H210ZM221 173V172H220ZM223 173V174H224ZM228 173V174H227ZM1 174V175H3ZM111 174V173H110ZM138 174V173H137ZM136 174V175H137ZM146 174V173H145ZM164 174V173H162ZM169 174V173H168ZM173 174V173H171ZM170 174V175H171ZM177 174V173H176ZM175 174V175H176ZM186 174V173H185ZM200 174V173H199ZM215 174V173H214ZM125 175V174H124ZM127 175V174H126ZM144 175V174H143ZM166 175V173L164 174ZM174 175V176H175ZM184 175V174H183ZM182 175V176H183ZM189 175V174H188ZM204 175V173H203ZM128 176V175H127ZM126 176V177H127ZM135 176V175H134ZM149 176H154V174L150 175V173L148 174ZM177 176V175H176ZM175 176V177H176ZM215 176V175H214ZM216 176H222V174L220 175H216ZM216 176L214 178H216ZM224 176V175H223ZM3 177V176H2ZM136 177V176H135ZM139 177V176H137ZM136 177V178H137ZM144 177V176H143ZM171 177V176H169ZM179 178V176H177ZM194 177V176H193ZM207 177H210L209 175H207ZM212 177V176H211ZM119 178V177H118ZM121 178V177H120ZM119 178V179H120ZM133 178V177H132ZM141 178V177H140ZM146 178V177H145ZM150 178V177H149ZM173 178V177H172ZM213 178V177H212ZM4 179V178H3ZM126 179V178H125ZM162 179V177H161ZM166 179V178H165ZM170 179V178H169ZM174 179V178H173ZM187 179V178H186ZM195 179V178H194ZM204 179V178H203ZM208 179V178H207ZM211 179V178H210ZM209 179V180H210ZM2 180V179H1ZM90 180H93L92 182ZM117 180V179H116ZM122 180V179H121ZM120 180V181H121ZM137 180V179H136ZM140 181V179H138ZM156 180V179H155ZM171 180V179H170ZM129 181V180H128ZM135 181V180H134ZM149 181V180H148ZM160 181V180H159ZM162 181V180H161ZM160 181V182H161ZM175 181H177L175 179ZM200 181V180H199ZM205 181V180H204ZM202 181V182H204ZM213 181V180H212ZM212 181H211V185H212ZM117 182V181H116ZM123 182V181H122ZM126 182V181H125ZM124 182V183H125ZM248 182V183H247ZM249 182H251L249 184ZM2 183V181H1ZM123 183V184H124ZM128 183V182H127ZM131 183V182H129ZM139 183V182H138ZM141 183V182H140ZM151 183V182H150ZM170 183L169 180H165L163 179V183L160 184L161 187H165ZM175 183V182H174ZM201 183V182H200ZM210 183V182H209ZM218 183V181L216 182ZM152 184V183H151ZM171 184V183H170ZM192 184V183H191ZM202 184V183H201ZM200 184V187H201ZM206 184V183H205ZM208 184V183H207ZM114 185V184H113ZM125 185V184H124ZM127 185V184H126ZM131 185V184H130ZM150 185V184H149ZM159 185V184H157ZM174 185V184H173ZM210 185V184H209ZM208 185V186H209ZM217 185V184H215ZM120 186V185H119ZM137 186V185H136ZM153 186V185H152ZM151 186V187H152ZM170 186V185H169ZM204 187L206 185H203ZM113 187V186H112ZM109 186V188H112ZM122 187V185L120 186ZM144 187V184L143 186ZM141 187V188H142ZM160 187V188H161ZM178 187V186H177ZM180 187V186H179ZM178 187V188H179ZM217 187V186H216ZM99 188V187H97ZM108 188V187H107ZM119 188V187H118ZM117 188V189H118ZM131 188V187H130ZM137 188V187H136ZM150 188V187H149ZM167 188V187H166ZM172 188V186H171ZM197 188V187H196ZM208 188V187H206ZM219 188V187H218ZM231 188V189H232ZM102 189V188H101ZM105 189V187H104ZM103 189V190H104ZM113 189V188H112ZM123 190L125 189L124 187L122 188ZM119 191L122 192L121 194H123V191ZM152 189V188H151ZM155 189H158L157 186ZM153 189V190H155ZM174 189V187H173ZM173 189H167L168 191H173ZM213 189V188H212ZM221 189V186H220ZM225 189V188H224ZM229 189V191L231 190ZM257 189H262V188H257ZM97 190V189H95ZM102 190V192H103ZM110 190V189H109ZM115 190V188H114ZM146 190V189H145ZM164 190V189H163ZM162 190V191H163ZM182 190V189H181ZM210 190V189H208ZM217 190V188H216ZM226 190V189H225ZM105 191V190H104ZM107 191V189H106ZM113 191V190H110ZM125 191V190H124ZM143 191V189H142ZM150 191V190H149ZM175 191L172 192L171 194H173L175 196ZM187 191V190H186ZM185 191V192H186ZM202 191V189H201ZM207 191V190H206ZM220 191V190H219ZM237 190H235L236 192ZM252 191V189H251ZM108 192V191H107ZM106 192V193H107ZM117 192V191H116ZM115 192V193H116ZM127 192V189H126ZM124 192V193H126ZM129 192V191H128ZM137 192V191H136ZM145 192V191H144ZM147 192V191H146ZM164 193H167L166 190L163 191ZM162 192V193H163ZM217 192V191H216ZM222 192V191H221ZM228 192V191H227ZM253 192V191H252ZM262 192V191H260ZM79 195L82 192H78ZM106 193L104 198L107 202L106 204H110L112 201V197H111V201L109 200L110 198H106V196H108ZM141 192H139L140 194ZM161 193V191H160ZM208 193V192H206ZM226 193V192H225ZM231 194V192H228ZM254 193H256L255 189H254ZM86 193H84L83 195H87ZM112 194V193H111ZM110 194V195H111ZM114 194V193H113ZM117 194V193H116ZM120 194V193H118ZM137 194V193H136ZM144 194V193H143ZM147 194V193H146ZM145 196H141L145 199ZM159 195V192L157 193ZM168 194H170L168 192ZM195 194V193H194ZM204 194V193H203ZM209 194V193H208ZM206 194V195H208ZM223 194V193H220ZM219 194V195H220ZM71 195V194H70ZM78 195V194H77ZM76 195V196H77ZM78 195V197H79ZM82 195V194H81ZM82 195V196H83ZM124 195V194H123ZM133 195V194H132ZM142 195V194H141ZM148 195V194H147ZM150 195V194H149ZM153 195V193H152ZM166 195V194H165ZM214 195V194H213ZM218 195V194H217ZM242 195V194H240ZM246 195V194H245ZM255 195V194H254ZM263 195V194H262ZM117 196V195H114ZM120 196V195H118ZM118 196H117V200H118ZM128 196V195H127ZM164 196V195H163ZM167 196V195H166ZM165 196V197H166ZM173 196V198H175ZM223 196V195H222ZM226 196V195H224ZM223 196V197H224ZM228 196V195H227ZM232 197V195H230ZM243 196V195H242ZM256 196V195H255ZM258 196V195H257ZM256 196V197H257ZM260 196V194H259ZM77 197V198H78ZM89 197V196H88ZM109 197V196H108ZM122 198V195L120 196ZM133 197V196H132ZM131 197V198H132ZM135 197V196H134ZM151 197V196H150ZM161 197V196H160ZM169 197V196H168ZM178 197V195H177ZM191 197V196H190ZM204 197V195H203ZM223 197L221 199H223ZM239 197V196H238ZM255 197V198H256ZM119 198V199H121ZM163 198V197H162ZM218 198V197H217ZM216 198V199H217ZM220 198V196H219ZM240 198L242 199V197L240 196ZM254 198V197H252ZM263 198V197H262ZM261 198V199H262ZM69 199V198H68ZM71 199H75L73 197L70 198ZM80 201H83V197L80 198ZM127 199V198H126ZM143 199V200H144ZM176 199V198H175ZM180 199H183L180 197ZM205 199V198H204ZM226 200H228V198H225ZM260 199V198H259ZM65 200V199H64ZM72 200V201H73ZM79 200V199H78ZM77 200V202H78ZM125 200V198H124ZM123 200V201H124ZM141 200V198L139 199ZM142 200V201H143ZM164 200V199H163ZM174 202V199H172ZM178 200V198H177ZM175 200V202L177 201ZM185 200V199H184ZM182 200V201H184ZM220 200V199H219ZM224 200V199H223ZM254 202V199H252ZM256 200H258V197L256 198ZM263 200V199H262ZM67 201V200H66ZM71 201V202H72ZM75 201V200H74ZM74 201L72 203H74ZM85 201V200H84ZM83 201V202H84ZM110 201V202H109ZM116 201H112V202H116ZM121 201V200H120ZM126 201V200H125ZM131 201L130 198L128 200V202ZM139 201V202H142ZM166 201V200H165ZM168 201V198H167ZM179 201V200H178ZM189 201V199H188ZM207 201V200H206ZM218 201V199L216 200ZM215 201V202H216ZM221 201V200H220ZM219 201V202H220ZM261 201V200H260ZM62 202V200H61ZM60 202V204H61ZM75 202V203H77ZM105 202V201H103ZM116 202V203H118ZM126 202V204L128 203ZM138 202V201H137ZM144 202V201H143ZM169 202V201H168ZM171 202V201H170ZM171 202V203H173ZM180 202V201H179ZM185 202V201H184ZM205 202V201H204ZM203 202V203H204ZM214 202V203H215ZM223 202V201H222ZM227 202V201H226ZM230 202V201H229ZM263 202V201H262ZM70 203V201H69ZM68 203V204H69ZM74 203V204H75ZM86 202H84L83 204H85ZM130 203V202H129ZM150 203V202H149ZM159 203V202H158ZM163 203V202H162ZM160 203V204H162ZM181 203V202H180ZM191 203V201H190ZM189 203V204H190ZM201 203V202H199ZM201 205V204H199ZM213 203V202H212ZM228 203V202H227ZM237 203V202H236ZM249 203V202H248ZM257 203V202H256ZM261 203V202H260ZM259 203V204H260ZM65 204V203H64ZM67 204V203H66ZM67 204V205H68ZM73 204V205H74ZM82 203L76 204L79 205ZM106 204H104L103 206H106ZM112 204V203H111ZM122 204V203H121ZM126 204L124 205L125 207ZM132 204V202H131ZM136 204L137 203H134ZM142 204V203H141ZM140 204V205H141ZM159 204V205H160ZM179 204V203H178ZM177 204V205H178ZM188 204V203H187ZM223 204V203H222ZM232 204V202H231ZM244 204V203H243ZM72 205V206H73ZM119 206V204H117ZM128 205V204H127ZM139 205V206H140ZM153 205V204H152ZM158 205V207H159ZM163 205V204H162ZM166 209L168 207V204L166 203ZM173 205L175 206V203H173ZM176 205V206H177ZM180 205V204H179ZM196 205V204H195ZM221 205V204H220ZM227 205V204H226ZM251 205V204H250ZM262 205V203L260 204ZM258 205V206H260ZM63 206V205H62ZM70 208L72 207L71 205H69ZM68 206V207H69ZM117 206V207H118ZM121 206V205H120ZM129 206V205H128ZM145 206V205H144ZM161 206V205H160ZM184 206V205H183ZM187 206V205H186ZM189 206V205H188ZM193 206V205H192ZM212 206V205H211ZM256 206V205H255ZM66 207V206H65ZM77 206H75L76 208ZM83 207V205H80V207L78 206L77 208H81ZM83 207V208H85ZM95 207H97L95 205ZM107 207V206H106ZM112 207V206H110ZM116 207V208H117ZM122 207V206H121ZM121 207L119 209H121ZM124 207V208H125ZM151 207V206H150ZM157 207V209L159 210V208ZM164 207V206H163ZM173 206H171L172 208ZM177 206V210H178ZM194 207V206H193ZM192 207V208H193ZM200 207V206H199ZM220 207V206H219ZM228 207V206H227ZM69 208V209H70ZM76 208V209H77ZM109 208V207H108ZM170 208V209H171ZM174 208V207H173ZM176 208V207H175ZM187 209V207H185ZM188 208H191V206H189ZM195 208V207H194ZM218 208V207H217ZM247 208V207H246ZM260 209H262L261 207H259ZM68 209V210H69ZM88 209V208H87ZM105 209V207H104ZM107 209V208H106ZM110 209V208H109ZM112 209H114L112 207ZM145 209V208H144ZM164 209V208H163ZM169 209V208H168ZM167 209V210H168ZM169 209V210H170ZM181 210H175L177 213H175L174 215H171L172 217H168V219L163 218V221L161 222L160 220H156L157 222L154 223H159L160 225L158 227H153L152 223H149L150 225H152L153 229H151L148 233L147 236L145 238H143L142 240L144 242H140V240H136L133 243V246H128L126 250L125 254H130V259L128 261H131L133 259V257L135 256V254H137V250H141L144 251L148 248H150L149 253L146 255L147 257H145L143 259H138L137 264H153L152 260L154 259V257L158 258V263L157 264H251L249 261L248 263L246 261L243 262V260H239L237 258H235L233 255L232 256H228L227 254H221V255H211L210 251L209 253H206L205 255H202L201 257L200 254L198 256V258L196 257V259H191L194 258L195 256V250H206V249H210L212 248V246H238L236 245V243H234L237 240H234L233 244L229 243L228 245L224 244V241H222L221 239H217V238H213L214 236L213 233H209L207 235V233H199L198 230H196L197 232H195L194 229H191V225L193 224L191 222V216L187 212H184L183 208H180ZM197 209V208H196ZM195 209V210H196ZM208 209V208H207ZM211 209V208H210ZM243 209V208H242ZM253 209V208H252ZM264 209V207H263ZM74 210V209H73ZM82 210V209H81ZM94 210V208H93ZM96 210V208H95ZM98 210V209H97ZM116 211L118 209H115ZM136 210V209H135ZM166 210V212H167ZM168 210V211H169ZM174 210V209H173ZM194 209H192V214L194 215L195 213L193 212ZM194 210V211H195ZM219 210V209H218ZM227 210V209H226ZM232 210V209H231ZM238 210V209H237ZM259 210V209H258ZM86 211V210H85ZM92 211L91 209L89 210V214L92 213L90 212ZM105 211V210H104ZM108 211V210H107ZM107 211H105L107 213ZM114 211V210H113ZM122 211V210H120ZM160 211V210H159ZM165 211V210H164ZM206 211V210H205ZM245 211V210H244ZM73 211H70V213ZM83 212V211H82ZM80 212V213H82ZM87 212V211H86ZM97 212V211H96ZM131 212V211H130ZM139 212V211H138ZM151 212V211H149ZM156 213V211H154ZM153 212V214H154ZM158 212V211H157ZM161 212V211H160ZM170 212V211H169ZM167 212V213H169ZM213 213L210 214H214V211H212ZM221 212V210H220ZM261 212V211H260ZM264 212V210H263ZM55 213V214H54ZM76 211V215H77ZM113 213H116L115 211ZM120 213V212H119ZM164 213V212H163ZM166 213V214H167ZM174 211L171 213L173 214ZM191 213V212H190ZM208 213V212H207ZM219 214V212H216ZM93 214V213H92ZM91 214V216H92ZM98 217H99V213ZM108 214V213H107ZM118 214V213H117ZM130 214V213H129ZM157 214V213H156ZM160 214V213H159ZM158 214V215H159ZM162 214V213H161ZM160 214V215H161ZM170 214V213H169ZM191 214V215H192ZM197 214V213H196ZM221 214V213H220ZM225 214V213H224ZM262 214V213H260ZM73 215V213H72ZM82 215V214H81ZM84 215V214H83ZM82 215V216H83ZM95 215V213H94ZM93 215V216H94ZM123 215V214H122ZM131 215V214H130ZM148 215H152L149 214ZM158 215L154 216L157 217ZM165 215V214H164ZM206 215V214H205ZM250 215V214H249ZM264 217V214H262ZM74 216V215H73ZM71 216V217H73ZM88 218L89 215H84V217ZM92 216V217H93ZM115 216V215H114ZM117 219H118V215ZM126 216V215H125ZM147 216V215H145ZM144 216V217H145ZM168 216V215H167ZM197 216V215H196ZM207 216V215H206ZM218 216V215H217ZM75 217V216H74ZM73 217V220H74ZM79 219L81 218L80 215L77 216ZM91 217V219H93ZM95 217V216H94ZM97 217V216H96ZM102 217V216H101ZM120 217V216H119ZM127 217H129L127 215ZM125 217V218H127ZM150 221L153 222L154 219H159V218H154ZM160 217V216H159ZM198 217V216H197ZM196 217V218H197ZM90 218V217H89ZM104 218V217H103ZM121 218V217H120ZM134 218V216H133ZM152 218V217H151ZM193 218V217H192ZM201 218V217H200ZM238 218V217H237ZM259 218V217H258ZM72 219V218H71ZM78 219V220H79ZM82 221L85 218H81ZM80 219V220H81ZM95 219V218H94ZM109 219V218H108ZM112 219V217L110 218ZM113 219H115V217H113ZM130 219V217H129ZM132 219V217H131ZM130 219V220H131ZM135 220H137L136 218H134ZM133 219V220H134ZM146 219V217H145ZM162 219V218H161ZM208 219V218H207ZM212 220L214 218H211ZM210 219V222L212 221ZM262 219V218H261ZM76 220V219H75ZM76 220V221H78ZM80 220L78 222H80ZM119 220V219H118ZM125 220V219H124ZM134 220V221H135ZM202 220V219H201ZM252 220V219H251ZM75 221V222H76ZM85 221V220H84ZM83 221V222H84ZM94 221V220H93ZM111 222V220H109ZM114 220H112L111 223H115L113 222ZM126 221V220H125ZM140 221V220H138ZM155 221V220H154ZM200 221V220H198ZM203 221V220H202ZM201 221V222H202ZM218 221V220H217ZM263 221V220H262ZM86 222V221H85ZM84 222V223H85ZM91 222V221H90ZM90 222H86L87 224ZM102 222V221H101ZM117 222V221H116ZM145 222V221H144ZM206 222V221H205ZM214 222V220H213ZM223 222V221H222ZM230 222V221H229ZM247 222V221H246ZM82 223V222H80ZM83 223V226L86 224ZM109 223V222H108ZM119 223V222H118ZM116 223V225L118 224ZM123 223V222H122ZM126 223V222H125ZM137 223V222H136ZM141 223V222H140ZM139 223V224H140ZM146 223V222H145ZM192 223V224H191ZM200 223V222H199ZM217 223V222H216ZM236 223V222H235ZM261 223V221L259 222ZM75 224V223H74ZM77 224V223H76ZM75 224V226H76ZM93 224V222H92ZM132 225H135L134 222L131 221ZM137 224V226L139 225ZM148 224V225H149ZM155 224V225H156ZM204 224V223H203ZM212 224V223H211ZM215 224V223H214ZM213 224V225H214ZM232 224V223H231ZM249 224V223H248ZM262 224V223H261ZM104 225V223H103ZM114 225V224H112ZM114 225V226H116ZM119 225V224H118ZM130 225V224H129ZM141 225V224H140ZM146 228H147V224ZM143 224V227L141 225L142 228H144L145 226ZM154 225V226H155ZM158 225V224H157ZM195 225V224H194ZM201 225V224H200ZM210 225V224H209ZM207 225V226H209ZM241 225V224H240ZM74 226V225H72ZM78 226V224H77ZM82 226V224H81ZM86 226V225H85ZM88 226V225H87ZM86 226V227H87ZM92 226V225H91ZM101 226V225H99ZM105 226V225H104ZM113 226V227H114ZM120 226V225H119ZM136 226V225H135ZM136 226V227H137ZM193 226V225H192ZM202 226V225H201ZM211 226V225H210ZM221 226V225H219ZM262 226V225H261ZM90 227V226H89ZM88 227V228H89ZM95 227V226H93ZM103 227V226H102ZM128 227V225L126 226ZM139 227V226H138ZM195 227V226H194ZM200 227V226H199ZM215 227V226H214ZM222 227V226H221ZM240 227V226H239ZM254 227V226H253ZM76 228V227H75ZM80 228V227H79ZM87 228V229H88ZM99 229V227H97ZM117 227H114V229ZM135 228V227H134ZM151 228V226H150ZM148 227V229H150ZM155 228V229H154ZM206 228V227H205ZM218 228V225H217ZM220 228V227H219ZM246 228V227H245ZM249 228V227H248ZM256 228V227H255ZM90 229H92L90 227ZM89 229V230H90ZM95 230V228H93ZM102 230V228H100ZM108 229V228H107ZM124 229V228H123ZM129 229V228H128ZM131 229V227H130ZM197 229V228H196ZM207 229V228H206ZM205 229V230H206ZM212 229V228H210ZM215 229V228H213ZM243 229V228H242ZM252 229V228H251ZM262 229V227L260 228V230ZM11 230V231H12ZM75 229L73 228V231ZM85 230V227L84 229ZM137 230V229H135ZM140 232L137 231V233H139L140 235L142 234L141 232L143 231L141 229ZM202 230V229H201ZM217 230V229H216ZM215 230V231H216ZM224 230V227H223ZM226 230V229H225ZM239 230V229H238ZM237 230V231H238ZM247 230V229H245ZM256 230V229H255ZM258 230V229H257ZM257 230L255 232H257ZM13 231H12V235H13ZM81 231V230H80ZM88 231V230H86ZM92 231V230H91ZM97 231V230H96ZM106 231V229H105ZM109 231V230H108ZM133 231V230H132ZM131 231V232H132ZM147 231V230H146ZM214 231V232H215ZM254 231V230H253ZM262 231V230H261ZM260 231V232H261ZM2 232V230L0 231ZM82 232V231H81ZM134 232V231H133ZM213 232V231H212ZM224 232V231H223ZM226 232V231H225ZM229 232V231H228ZM255 232H253V234H255ZM258 232V233H260ZM5 233V232H4ZM10 233V232H9ZM76 233V232H75ZM83 233V232H82ZM93 233V231H92ZM96 233V232H95ZM94 233V235H95ZM99 233V232H97ZM103 233V232H102ZM129 233V231H128ZM146 233V232H145ZM216 233V232H215ZM243 233V232H242ZM11 234V233H10ZM73 234V233H72ZM79 234V233H78ZM104 234V233H103ZM107 234V233H106ZM124 234V233H123ZM139 234H136V238L140 237L138 236ZM204 234H206L208 241L204 242L203 238L201 236H205ZM212 234V235H211ZM227 234V233H226ZM223 234V235H226ZM249 234V233H248ZM5 236H0L3 238V240L6 239L7 234H4ZM77 235V234H76ZM88 236H84V240L87 243H90L91 241H93V237H90L87 233ZM98 235V234H97ZM100 235V234H99ZM102 235V234H101ZM100 235V236H101ZM105 235V234H104ZM118 235V234H117ZM125 235V234H124ZM134 235V233L132 234ZM219 235V234H218ZM217 235V237H218ZM222 235V234H221ZM229 235V234H228ZM226 235V236H228ZM235 235V234H234ZM252 235V234H251ZM259 235V234H258ZM15 236V235H14ZM14 236L12 237V239L14 238ZM74 236V235H73ZM92 236V235H91ZM143 236V237H144ZM225 236V237H226ZM76 237V236H74ZM73 237V239H74ZM79 237V236H78ZM102 237V236H101ZM104 237V236H103ZM117 237V236H116ZM129 237V236H128ZM127 237V238H128ZM131 237V236H130ZM216 237V236H215ZM223 237V236H222ZM230 237V236H229ZM228 237V238H229ZM243 237V236H242ZM245 237V236H244ZM249 237V236H248ZM257 237V236H256ZM255 237V239H256ZM0 238V239H2ZM11 238V237H10ZM86 238V239H85ZM108 238V237H106ZM120 238V237H119ZM122 238V237H121ZM227 238V237H226ZM231 238V237H230ZM79 239V238H78ZM81 241L82 238L80 237ZM95 239V238H94ZM100 239V238H99ZM103 240V238H101ZM100 239V240H101ZM110 237L108 238V240L100 243L101 246H96L95 243H93L91 246H84L85 244H83L82 246H79L77 243V246L74 245V247H72L73 249L68 248L67 250H65L64 255H60L62 258H60V260L62 259L64 261H62V264L65 263H70L73 262L74 264H117L120 263L121 260L122 261H126V258L123 260L121 259V249L115 250L116 246L113 244L114 240H109ZM124 239V238H123ZM139 239V238H138ZM216 239L218 241H216ZM76 240V239H75ZM99 240V241H100ZM132 240V239H131ZM134 240V239H133ZM141 240V241H142ZM205 240V239H204ZM215 240V241H214ZM245 240V239H244ZM260 240V239H259ZM259 240L255 242H259ZM263 240V239H262ZM6 241V240H5ZM8 241V239H7ZM14 241V240H13ZM10 240V242H13ZM73 241V240H72ZM71 241V242H72ZM110 241V242H109ZM128 241V240H126ZM231 241V240H230ZM250 241V240H249ZM264 241V240H263ZM261 241V242H263ZM9 242V241H8ZM14 241V243H16ZM83 242V243H86ZM98 241H96L97 243ZM113 242V243H112ZM229 242V241H228ZM29 243V242H28ZM62 243V242H61ZM82 243V242H81ZM86 243V244H87ZM110 243H112L115 246V249L112 248V246H110ZM141 243V244H140ZM6 244V243H5ZM60 244V243H58ZM57 244V245H58ZM116 244V243H115ZM140 244V245H139ZM232 244V245H231ZM238 244V242H237ZM251 244V243H250ZM256 244V243H255ZM261 244V243H260ZM1 246H3L2 244H0ZM12 245V244H10ZM17 245V244H16ZM14 245V246H16ZM26 245V244H25ZM40 245V246H38ZM61 246L63 244H60ZM99 245V244H98ZM120 245V244H119ZM124 245V244H123ZM254 245V244H253ZM0 246V264H4L5 260L3 261L2 257H4L3 255L5 254L4 252V247L2 250V247ZM12 246V247H14ZM20 246V245H17ZM16 246V247H17ZM205 246V247H204ZM216 246V247H217ZM241 246V245H240ZM257 246V245H256ZM262 245H260L261 247ZM63 247V246H62ZM60 247V248H62ZM126 247V246H125ZM218 247V248H219ZM255 247V246H254ZM258 247V246H257ZM259 247V248H260ZM264 247V246H263ZM22 248V246H21ZM50 248V247H49ZM122 248V247H121ZM227 248V247H226ZM230 248L228 247V251L230 252ZM236 247H234L235 249ZM256 248V247H255ZM254 248V249H255ZM19 249V248H17ZM24 249V248H23ZM46 249V248H45ZM54 249H57L54 247ZM66 249V248H65ZM123 249V253L125 252ZM217 249V248H216ZM213 249V250H216ZM233 249V248H232ZM237 249V248H236ZM245 249V248H244ZM258 249V248H257ZM6 250V248H5ZM48 250V249H47ZM61 250V249H60ZM63 250V249H62ZM149 250V249H148ZM220 250V249H219ZM4 252V254H2V252ZM29 251V255H31ZM52 251V250H51ZM218 251V250H217ZM222 251V250H221ZM225 251V250H224ZM147 252V251H145ZM143 252V253H145ZM213 252V251H212ZM211 252V253H212ZM215 252V251H214ZM213 252V253H214ZM234 252V250H233ZM236 252V250H235ZM242 252V251H241ZM244 252V251H243ZM247 252V251H246ZM264 252V251H263ZM261 251V253H263ZM11 254V251L9 252ZM7 253V254H9ZM35 253V254H38ZM42 253V255H43ZM50 253V251H49ZM48 253V254H49ZM60 253V251L58 252ZM221 253V252H220ZM225 253H227V251H225ZM232 253V252H231ZM230 253V254H231ZM237 253V252H236ZM235 253V254H236ZM257 253V252H256ZM260 253V252H259ZM260 253V254H261ZM22 254V252H21ZM26 254V253H25ZM47 254V255H48ZM254 254V253H253ZM2 255V257H1ZM24 255V253H23ZM53 255H55L53 253ZM52 255V256H53ZM57 255V254H56ZM197 255V254H196ZM246 255V254H245ZM249 255V254H248ZM256 255V254H255ZM259 255V254H257ZM256 255V256H257ZM8 258V255H6ZM5 256V259H6ZM11 256V255H10ZM13 256V254H12ZM11 256V257H12ZM22 256V255H21ZM33 257V255H31ZM38 256V255H37ZM36 256V257H37ZM38 256V257H39ZM143 256V255H142ZM19 257V256H18ZM42 257V256H41ZM46 257V256H45ZM124 257V256H123ZM247 257V256H246ZM260 257V255H259ZM10 258V257H9ZM27 258V256H26ZM29 258V257H28ZM31 258V257H30ZM51 258V257H50ZM50 258L48 257V259L50 260ZM56 258V257H55ZM55 258L53 259V261H55ZM59 258V257H58ZM57 258V259H58ZM129 258V257H128ZM261 258V257H260ZM18 259V258H16ZM20 259V258H19ZM187 259H189V261H186ZM191 259V260H190ZM242 259V258H241ZM8 260L11 259H7L5 263L8 262ZM15 260V259H14ZM32 260V259H31ZM30 260V263H31ZM35 260V259H33ZM32 260V261H33ZM39 260H41L39 258ZM38 260V262H39ZM46 260V259H45ZM49 260L46 261L49 263ZM134 260V259H133ZM157 260V259H156ZM245 260V259H244ZM21 261L24 262V257L23 260L21 259ZM43 261V260H42ZM52 261V258H51ZM50 261V263H51ZM124 261V262H125ZM127 261V262H128ZM136 261V260H135ZM12 262V261H11ZM10 262V263H11ZM17 261H15L14 264H16ZM27 262V261H26ZM35 262H37V260H35ZM37 262V263H38ZM45 262V264H46ZM61 262V261H60ZM9 263V264H10ZM19 263V262H18ZM22 263V262H21ZM29 263V264H30ZM34 264V261L32 262ZM41 263V262H40ZM56 262H53V264ZM134 263V262H133ZM136 263V262H135ZM154 263V264H156ZM25 264V262H24ZM28 264V262H27ZM42 264H44V262H42ZM52 264V263H51ZM57 264V263H56ZM125 264V263H123ZM130 264V263H128ZM254 264V263H253ZM256 264V263H255ZM258 264V263H257ZM260 264V263H259ZM262 264V263H261ZM264 264V263H263Z\"/></svg>",
  "mask_w": 264,
  "mask_h": 264
}]
</instances>
